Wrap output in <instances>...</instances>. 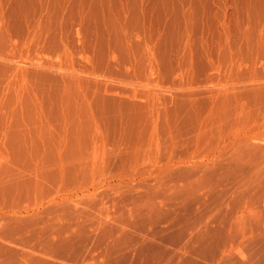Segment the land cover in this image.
<instances>
[{"label":"rangeland","instance_id":"1","mask_svg":"<svg viewBox=\"0 0 264 264\" xmlns=\"http://www.w3.org/2000/svg\"><path fill=\"white\" fill-rule=\"evenodd\" d=\"M263 154L264 0H0V264H176Z\"/></svg>","mask_w":264,"mask_h":264},{"label":"bare ground","instance_id":"2","mask_svg":"<svg viewBox=\"0 0 264 264\" xmlns=\"http://www.w3.org/2000/svg\"><path fill=\"white\" fill-rule=\"evenodd\" d=\"M262 159L257 167L237 174L230 187L206 195L195 194L196 211L189 214L191 220L181 227L180 239L184 243L176 264H264ZM208 211H214L211 220L205 219ZM177 225L175 221L165 225L153 222L141 238L143 241L149 240V235L166 238L167 231Z\"/></svg>","mask_w":264,"mask_h":264}]
</instances>
